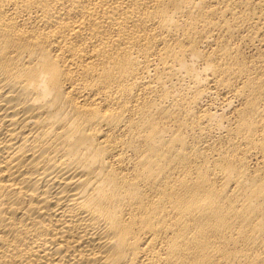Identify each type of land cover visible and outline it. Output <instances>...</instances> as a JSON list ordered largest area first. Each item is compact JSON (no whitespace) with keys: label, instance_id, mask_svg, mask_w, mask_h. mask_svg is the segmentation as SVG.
I'll list each match as a JSON object with an SVG mask.
<instances>
[{"label":"bare ground","instance_id":"1","mask_svg":"<svg viewBox=\"0 0 264 264\" xmlns=\"http://www.w3.org/2000/svg\"><path fill=\"white\" fill-rule=\"evenodd\" d=\"M0 264H264V0H0Z\"/></svg>","mask_w":264,"mask_h":264}]
</instances>
